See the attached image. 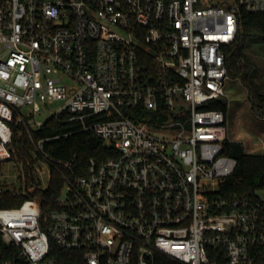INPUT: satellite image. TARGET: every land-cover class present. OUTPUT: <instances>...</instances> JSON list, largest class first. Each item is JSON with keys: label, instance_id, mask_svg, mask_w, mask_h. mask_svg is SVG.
I'll return each mask as SVG.
<instances>
[{"label": "built area", "instance_id": "2783aa9c", "mask_svg": "<svg viewBox=\"0 0 264 264\" xmlns=\"http://www.w3.org/2000/svg\"><path fill=\"white\" fill-rule=\"evenodd\" d=\"M243 9L264 13V0H0V163L22 124L44 165L28 190L54 172L64 184L49 213L38 198L0 207V264L254 263L264 200L219 194L237 160L226 114L209 108L227 97ZM51 121L116 156L55 157L47 142L74 131L36 139Z\"/></svg>", "mask_w": 264, "mask_h": 264}, {"label": "trees", "instance_id": "16d2710c", "mask_svg": "<svg viewBox=\"0 0 264 264\" xmlns=\"http://www.w3.org/2000/svg\"><path fill=\"white\" fill-rule=\"evenodd\" d=\"M264 40V13H252L242 10L239 17V28L234 43L225 47L226 63L229 75L232 78H240L247 88L251 108L254 113L264 119V83L258 79V72L253 68L250 57V47L255 39ZM210 109L224 112L228 111L226 100H216L209 105ZM73 130V134L56 141L47 142V148L57 158H71L77 155L75 166H85L87 161L94 157L99 160L110 154L104 143L92 132H81L76 126H61L51 121L40 130L33 131L36 139L49 136L62 131ZM32 145L22 124H14V138L11 145L13 159L23 163L26 175L25 185L22 187L6 186L0 193V207L20 206L27 198L41 200L43 210L49 213L56 208V200L61 194L64 184L61 175L54 172L47 188L36 187L29 191L33 182L38 181L35 169L36 159L31 151ZM224 153L237 160L235 172L224 180L219 186V194L227 200L246 199L249 201H263L259 192L264 190V154L247 151L241 141H233L229 138L225 141ZM23 189L27 193L23 194ZM17 264H28L20 260ZM66 264H74L71 261L59 258ZM253 264H264V245L260 247Z\"/></svg>", "mask_w": 264, "mask_h": 264}, {"label": "rangeland", "instance_id": "374dc122", "mask_svg": "<svg viewBox=\"0 0 264 264\" xmlns=\"http://www.w3.org/2000/svg\"><path fill=\"white\" fill-rule=\"evenodd\" d=\"M250 57L252 59L253 68L258 72V79L264 83V40L262 38L255 39L250 47ZM264 85V84H263ZM227 97L222 98L228 103V111L226 113L227 134L230 140L241 141L246 145V149L252 153L264 154V119L257 116L251 108V102L247 88L243 85L240 78L230 77L226 86ZM177 109L183 105H188L182 96L176 100ZM60 104L53 103L49 109H44L36 114L38 121H47L54 115ZM24 114L29 112L28 107L22 109ZM40 167L44 165L35 162ZM38 175H42L38 171ZM43 180L45 184L49 182V173L46 168L43 172ZM25 178L23 176V163L17 159L0 163V188L1 187H23ZM264 199V190L259 192Z\"/></svg>", "mask_w": 264, "mask_h": 264}, {"label": "crops", "instance_id": "0c3cea01", "mask_svg": "<svg viewBox=\"0 0 264 264\" xmlns=\"http://www.w3.org/2000/svg\"><path fill=\"white\" fill-rule=\"evenodd\" d=\"M234 141V140H233ZM246 146V145H245ZM262 198V197H261ZM263 199V198H262ZM264 200V199H263Z\"/></svg>", "mask_w": 264, "mask_h": 264}]
</instances>
